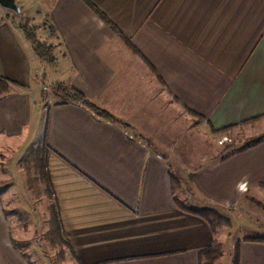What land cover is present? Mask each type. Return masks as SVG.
Returning a JSON list of instances; mask_svg holds the SVG:
<instances>
[{
  "label": "crops",
  "instance_id": "crops-1",
  "mask_svg": "<svg viewBox=\"0 0 264 264\" xmlns=\"http://www.w3.org/2000/svg\"><path fill=\"white\" fill-rule=\"evenodd\" d=\"M47 1L61 82L118 122L35 95L39 57L4 12L0 80L10 90L0 99V178L40 148L50 208L74 264H200L201 251L228 242L231 227L215 234L179 200L229 217L243 210V229L264 231V139L216 159L203 140L195 160L185 155L186 136L198 131L201 142L198 129L264 133V0ZM5 193L0 264H32ZM248 237L241 264H264V242Z\"/></svg>",
  "mask_w": 264,
  "mask_h": 264
},
{
  "label": "rangeland",
  "instance_id": "rangeland-1",
  "mask_svg": "<svg viewBox=\"0 0 264 264\" xmlns=\"http://www.w3.org/2000/svg\"><path fill=\"white\" fill-rule=\"evenodd\" d=\"M47 3V0H18V8L16 10L5 8L0 4V14H3L4 12L12 13L14 18L19 23L23 25L28 23L29 27L35 26L38 39L47 44H51L53 46V53L56 57L57 50L55 51V48L57 47L59 39L55 36L51 37V35H49V23H47L48 20L45 14L47 11ZM27 12L33 15L32 18L26 16V14H28ZM59 65L60 64H57V57L55 63L53 64H47L39 57V69L37 70V73L35 72L34 74L36 76L35 79L40 86L35 90V95L39 90L41 91L43 97L47 99L49 98V100L54 97L57 102H70L66 100L64 95L60 94L62 91L60 89L61 87L57 86L64 83L61 82L62 73ZM66 84L68 85V83ZM8 90H10L9 86ZM198 130L200 131L201 142L198 140L199 138L197 139L195 136L197 135V130L196 133H191L192 136H189L188 138H186L187 136L185 137V145H188L191 148L190 151H186L185 155L191 159H193L192 157L198 155L199 148L197 144H203V140L206 144V146L203 144L204 147H211L215 149L214 158L216 159V157L218 158L221 154L228 151V146L242 143L244 144V142L264 134L261 133L246 137L242 135V133L219 131L211 136L210 133H204L201 129ZM201 132H203V137ZM202 144L201 148H203ZM177 147H179V145ZM29 155L30 153L27 157ZM27 157H25V159L21 162L19 169L18 167L14 169L12 178H0V190L3 189L0 192H6L3 195L5 196V206L7 208L14 209L15 211L13 219L15 223H17L15 225V230L18 229L20 232L18 235L19 239H21L19 244L23 247V249L27 248L26 250L29 253V258L32 261V264H74L75 261L72 260L73 255L71 254V250L62 238L61 234L60 236L64 241L61 240L63 242L57 245L56 241L53 240L54 238H52L51 224L53 223V220L56 221V217L50 208V205L53 203L51 197H49L46 192H35L34 188L30 187L27 182L26 170L24 167ZM195 159L196 158L193 160ZM7 174H10L9 171ZM1 179H3V181ZM39 185L46 190L45 184L40 183ZM180 187L181 183L179 189ZM257 212H259L260 217H264V207L262 205ZM222 214L229 217L224 213ZM248 217L247 219L250 220ZM229 218L231 220V226H225L220 230L223 229L224 232L227 233L228 230H226V228L231 227V230L228 232L231 235V238L228 242L225 241L226 237H223V240L220 238V240L223 241V253L215 264H241V254L239 258L237 255L235 256L234 248L236 242L241 240L243 243L244 236L246 235L253 237L264 236V231H262V228L260 227H257V231L254 230V232H246V228L243 229V223L241 222V220H243V210L234 213L233 216Z\"/></svg>",
  "mask_w": 264,
  "mask_h": 264
},
{
  "label": "trees",
  "instance_id": "trees-1",
  "mask_svg": "<svg viewBox=\"0 0 264 264\" xmlns=\"http://www.w3.org/2000/svg\"><path fill=\"white\" fill-rule=\"evenodd\" d=\"M19 25L24 31L26 38L32 44V47L35 53L37 54V56L40 57L47 64L55 63L56 57H55V54L53 53V46L51 44L42 42L40 39H38V36L35 31L36 27L35 26L29 27L28 23H25L24 25L19 23ZM57 86L61 87L60 89L62 91L60 92V94L64 95L66 100L70 102H76V103L86 106L99 117H102L110 121H114L116 123L118 122V119L113 114H111L110 112L106 111L105 109L101 108L100 106L92 102L85 95V93L82 92L80 89L74 86H71V85H67L65 83L61 85H57ZM7 91H8V85L4 83V81L0 80V99ZM119 124H122V123L119 121ZM226 130H229V127L222 129L221 131H226ZM263 139H264V134L261 136L255 137L251 140H248L244 142V144L242 143V144H235V145L228 146L227 147L228 151L225 153L226 155L224 154L223 158H226L238 151L247 149L251 147L252 145L262 141ZM40 153H41L40 148L34 150L32 153H30V155L27 157L24 163V167L26 170V176H27V182L29 183L30 187L34 188L35 192L37 193L46 192L49 195L50 193H49V190L46 184L44 164H43L42 156ZM173 182H174L175 190H177L178 182L180 183V181L175 176H173ZM40 183H43L46 185V190L45 188H42L39 185ZM177 204L183 206L185 209L189 210L190 212H194L195 214L206 219L215 234H217L221 228L225 226H231L230 218L223 215L217 208L202 207V208L197 209V208H193V207H190L182 203L180 200L177 201ZM51 226H52V235H53L52 238H54L53 240L56 241V245L63 242L64 240L60 236L58 224L55 220H53V223L51 224ZM247 239L264 242V236L248 237ZM241 242H242L241 240H238L234 248L235 256L237 255L238 258L240 256ZM222 253H223L222 243L216 241L212 245L208 246L207 248L201 251V263L200 264H215V262L222 255Z\"/></svg>",
  "mask_w": 264,
  "mask_h": 264
},
{
  "label": "water",
  "instance_id": "water-1",
  "mask_svg": "<svg viewBox=\"0 0 264 264\" xmlns=\"http://www.w3.org/2000/svg\"><path fill=\"white\" fill-rule=\"evenodd\" d=\"M0 4L9 9H14L16 10L18 8V5L16 3V0H0Z\"/></svg>",
  "mask_w": 264,
  "mask_h": 264
}]
</instances>
